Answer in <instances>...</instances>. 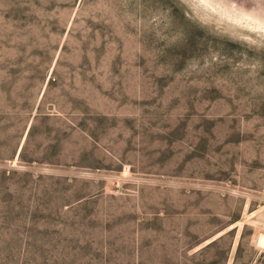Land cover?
Listing matches in <instances>:
<instances>
[{
    "label": "rangeland",
    "instance_id": "374dc122",
    "mask_svg": "<svg viewBox=\"0 0 264 264\" xmlns=\"http://www.w3.org/2000/svg\"><path fill=\"white\" fill-rule=\"evenodd\" d=\"M0 264H264V0H0Z\"/></svg>",
    "mask_w": 264,
    "mask_h": 264
}]
</instances>
